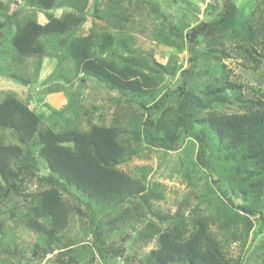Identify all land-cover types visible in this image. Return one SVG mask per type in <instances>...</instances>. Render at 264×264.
Masks as SVG:
<instances>
[{
    "label": "trees",
    "instance_id": "obj_1",
    "mask_svg": "<svg viewBox=\"0 0 264 264\" xmlns=\"http://www.w3.org/2000/svg\"><path fill=\"white\" fill-rule=\"evenodd\" d=\"M222 2L213 19L188 35L190 52L196 51L200 38L215 44L206 49L212 57L204 52L213 62L212 80L199 90L189 88L185 78L191 75V59L181 72L183 84L161 94L154 68L174 74V59L171 56L162 64L152 53L148 57L137 54L131 35L124 32L119 21L124 14L115 15V22L110 15L112 23L104 29H90L80 35L89 0H25L46 12L43 24L32 17H19L22 7L8 13L9 2H0V36L10 32L8 43L17 56L35 59L29 73H6L29 89L0 92V264L10 261L11 245L15 246L11 239L14 228L8 229V235L5 228L9 205L12 207L8 216L34 231L45 252L64 248L57 254V264H94L95 251L103 261L107 252L118 255L119 249L106 245L109 236L119 233L120 225L126 223L136 229L148 212V201L161 198L154 187L147 185L145 173L131 176L120 164L139 155L142 144L175 150L180 143L188 151V164L203 170L198 205L188 215L179 206L171 215L158 216L163 228L147 220L136 229L134 241H141L139 246L153 237L157 242L143 263L245 264V250L232 257L227 246L235 241L247 245L248 250L264 234V223L261 221L254 230L253 219H261L264 211V88L251 87V95L243 93V85L230 79L229 69L225 70L215 56L219 53L225 57L228 50H241L253 61L252 67H258L264 60V9L250 15L244 14L233 0ZM56 8L67 11L56 17ZM205 9L216 8L209 3ZM160 28L158 25L154 34L158 43L182 48L174 45L179 30L173 26L167 31ZM179 38L182 40V35ZM43 56L72 60V68L85 79H93L103 90L114 91V103L124 102L126 110L132 101L141 108V116L131 113L129 120L122 123L119 118L124 112L114 114L109 123H96L93 118L98 122L103 114H95L99 106H94L84 113L87 128L78 126L74 118L80 113L71 109L63 120L53 119L41 126V96L35 92L38 84L46 93L51 92L53 85L47 87L46 83L55 79L53 72L39 80ZM229 105L236 110L224 113L217 108ZM39 165L44 170L35 175ZM190 172L186 167L183 176L196 187L202 177H193ZM32 177L37 187L26 193ZM64 193L73 201L65 200ZM135 198L139 201L134 202ZM202 203H206L205 211L200 210ZM81 204L87 209L85 227L91 233V244L64 245L70 241L65 235L69 218L74 212L85 214ZM263 246L264 236L254 251ZM62 255H67L65 260ZM19 261L17 258L15 262ZM258 264H264V253Z\"/></svg>",
    "mask_w": 264,
    "mask_h": 264
},
{
    "label": "rangeland",
    "instance_id": "obj_2",
    "mask_svg": "<svg viewBox=\"0 0 264 264\" xmlns=\"http://www.w3.org/2000/svg\"><path fill=\"white\" fill-rule=\"evenodd\" d=\"M223 0H89L90 5L86 12V21L83 27L80 29L79 34L85 35L90 29L101 30L112 23L110 15L124 17L119 21L123 27L124 32L129 33L132 37L131 42L136 48L137 54H142L148 57L150 53L153 57L162 64H165L169 57H173L172 65L175 64L176 72L163 73L161 70L154 68L157 78L159 79V93L168 90L172 91L183 84L181 79V72L184 68L187 69L188 63L191 60V75L186 77L185 81L189 83V88L193 90H199L202 86L212 80V65L208 56L212 57L213 54H207L206 49L208 46H215L213 41L205 43L199 36L198 48L189 51L191 38L188 35L196 33L199 27L203 26L208 20H211L220 11ZM2 4L9 2L8 13H11L15 9L22 7L18 13L19 17L26 18L32 17L39 23H44L46 18V12L39 11L33 5L24 3L25 0H0ZM236 6L244 14H256L259 9H264V0H233ZM213 4L215 10L206 11L205 7L207 4ZM255 3L257 7L255 9ZM67 11L65 8H56L53 10V15L59 17ZM160 25V29L167 31L171 26L179 30L178 37L174 39V45H182V48L176 49L172 45L160 44L157 42V38L154 35ZM122 30V31H123ZM166 33V32H165ZM10 32H3L0 36V92L3 90H12L23 92L28 88L22 85L21 81L15 77L7 76L6 73H29L32 69V63L34 57H28L20 59L17 56L14 49L8 43V36ZM182 35V40L179 38ZM209 37V36H208ZM174 38V37H173ZM215 35L211 39L213 40ZM209 43V44H208ZM228 42H226L227 44ZM220 49L219 46L216 47ZM205 49V51H204ZM204 52H206V55ZM229 55L223 56L222 54L216 53L217 58H220L222 63L226 66L225 70L229 69L228 75L230 79L239 82L242 86V91L245 94L251 95V87L264 88V60H262L258 67H252L254 65L244 51L239 50H228ZM43 56L41 70L39 73V80H43L46 76L54 72L55 79L50 83H46L47 87L53 85L51 92H47L43 87L38 84V88L35 93L40 94V101L38 102L43 113V124H48L53 119L63 120L71 110L80 113L77 118L78 126L80 128L88 127V120L84 113L86 110L99 106L95 114L102 113V120L93 118V122L96 123L104 122L103 124L109 123L114 114L120 115L119 121L122 123L127 122L130 118L131 113L134 115L141 116V108L135 103L130 101L129 105H126L124 109V102L114 103V91L110 92L106 89L103 90L95 85L93 79H85L79 71L72 68V60L63 59L62 61L54 60L55 58ZM59 61V62H58ZM54 63V64H53ZM58 63V65H57ZM53 64V65H52ZM57 65V67H55ZM217 76V75H216ZM85 79V80H84ZM0 93V99L2 97ZM159 96L156 95L152 98L156 99ZM29 99V98H28ZM30 100V99H29ZM33 106V105H32ZM135 107V108H134ZM115 108L117 109L115 111ZM220 112L230 113L236 110L234 106H219L217 107ZM62 109L65 111L63 112ZM137 118V117H135ZM143 146L139 151V155L133 156L125 163L120 164V168L126 171L131 176L139 177L141 173L146 174V182L150 187H154L161 195V198L150 199L148 201V212L140 225L137 224V228L142 224L146 223L147 220H151L157 224L159 223L158 216L165 217V215L173 214L179 206H183V212L188 215L193 207L198 205L197 195L201 193L203 187L204 178L203 170L197 169L198 166H191L188 164V158H186V152L182 143L179 144V148L175 150H164L163 148L153 146ZM194 151L192 150V157ZM39 162V161H38ZM188 168L190 175H197L200 180L197 181V186L193 187L184 178L183 172L185 168ZM44 170L43 165L38 166V172L35 175L42 174ZM29 189L26 193L34 191L37 187L35 178L32 177L28 181ZM73 192V191H72ZM68 193H64V199L68 202H72L73 198ZM135 201H139V198H135ZM200 210L205 211L206 203L200 204ZM80 208L85 214L80 216L76 212L69 218V228L65 231L66 237L70 239L68 242L63 244L78 245L90 243L91 244V233L86 231V225L88 219L86 216L87 209L84 204H81ZM12 205L6 208V212L9 214V209ZM8 214L5 216V228H7L6 234H9V228H14V234L11 236L15 246L12 244L13 253L10 254V261L4 262L3 264H17L15 261L20 258L19 264H57V255L64 248H54L51 252H45L38 240L36 233L30 229H27L23 223L13 221ZM255 228L258 224L264 223V211L261 219L253 217ZM163 228L164 225L160 224ZM136 228V229H137ZM215 226H212L214 229ZM120 232L109 236L106 240V245L113 244L114 248L119 249V254L112 256L111 252H107L108 256L106 261L101 260L99 255L95 251V263L94 264H145L142 260L145 255L152 249L157 247L156 238L153 237L147 244H142L141 241H134L137 235L136 229L126 223L120 225ZM118 229V230H119ZM104 227H102V231ZM107 233L109 232L108 227H105ZM86 235V238L84 236ZM257 241L251 243L250 246H241L238 242H233L228 245V255L235 257L242 253L244 250V263L245 264H258L261 262L263 257L264 246L258 252L254 251V246L258 243ZM8 238V237H6ZM77 240L75 241V239ZM247 240L246 243H248ZM40 242V243H39ZM137 242V243H134ZM41 245V246H39ZM245 248V249H244ZM67 255H62V260L66 259ZM60 264V263H59Z\"/></svg>",
    "mask_w": 264,
    "mask_h": 264
},
{
    "label": "crops",
    "instance_id": "obj_3",
    "mask_svg": "<svg viewBox=\"0 0 264 264\" xmlns=\"http://www.w3.org/2000/svg\"><path fill=\"white\" fill-rule=\"evenodd\" d=\"M45 22H46V21H45ZM45 22H44V23H45ZM42 24H43V23H42Z\"/></svg>",
    "mask_w": 264,
    "mask_h": 264
}]
</instances>
